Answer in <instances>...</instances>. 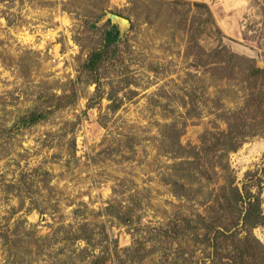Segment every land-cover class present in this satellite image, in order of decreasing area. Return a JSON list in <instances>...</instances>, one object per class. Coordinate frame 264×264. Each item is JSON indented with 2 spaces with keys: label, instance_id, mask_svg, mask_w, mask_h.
I'll return each instance as SVG.
<instances>
[{
  "label": "rangeland",
  "instance_id": "obj_1",
  "mask_svg": "<svg viewBox=\"0 0 264 264\" xmlns=\"http://www.w3.org/2000/svg\"><path fill=\"white\" fill-rule=\"evenodd\" d=\"M162 1L0 0V264H213L195 223L181 219L206 213L214 182L184 176L191 197H176L170 182L185 173L160 131L175 123L183 145H200L227 128L222 112L253 117L228 158L240 188L263 178L264 211V103L247 104L264 79L249 82L242 68L246 58L264 68V0H189L207 3L219 37L206 11L170 17ZM199 18L206 51L239 54L229 78L193 65L207 55L187 53L182 24ZM111 23L122 31L118 53L95 76L84 63ZM61 95L67 106H50ZM34 108L51 113L16 123ZM253 233L264 242V226Z\"/></svg>",
  "mask_w": 264,
  "mask_h": 264
},
{
  "label": "trees",
  "instance_id": "obj_2",
  "mask_svg": "<svg viewBox=\"0 0 264 264\" xmlns=\"http://www.w3.org/2000/svg\"><path fill=\"white\" fill-rule=\"evenodd\" d=\"M161 5L167 6L166 8L170 17L173 13L181 14L180 17H185L191 10H204L207 12L206 21L213 23L214 34L218 37L222 35L220 27L215 22L213 14L205 2L168 0L162 1L160 8ZM178 5L185 6L182 9L184 12L180 11L178 13L173 8ZM199 22L202 24H197V26H195L192 20H184L182 24L183 30L188 35L189 46L187 53L194 54L193 51L197 48L201 51V57L207 55L206 59L208 62H204L203 58L200 62V60L198 61V53H195L197 63L193 65L199 66L202 63L204 65H213L212 72L221 71L222 74L223 72L227 73L223 75H226L225 78H229L228 75L234 73L239 64H241L238 61L239 54L233 51L225 52V48L221 46L206 51L200 40L202 35L205 34L203 29H206V26L203 27L201 18H199ZM96 23L94 21L91 26L97 27ZM121 39L122 31L119 26L111 23L109 28L104 32L101 46L90 52L89 57L84 63V67L97 76L99 68L104 62L108 59L114 60V55L118 53L117 46ZM246 59L249 65L242 68H244V73H246L249 82L256 77H263L264 79V68L257 66L251 58ZM250 93L248 105L259 107L264 103V90L262 93L250 90ZM257 94L259 95L256 96ZM64 98V95L56 97L55 101H57L50 106H54V108L67 106L69 96L66 102H62ZM48 110L34 108L21 114L16 123L32 125L47 119L51 113V108H48ZM240 114L239 110L233 111L230 114L225 112L218 114L225 119L227 128L216 129L214 132L212 130L206 131L203 134L200 145H183L180 142L182 131L177 128L175 123L165 124V130L160 131L162 141L160 145L163 146V151L179 159L175 162V167L185 173L184 175H180L182 178H175L170 182L171 185L175 186L172 187V193L176 197H191L190 192H187V184L191 183V181L185 180L186 184L183 179L184 176L197 180H212L214 182L215 192L213 191V197L207 200L208 204L206 206L210 207L206 213H197L193 217L188 218L186 216L181 219V221L185 220L188 226L192 222L195 223V227L192 226L195 230L191 234L197 240L207 241L206 246L211 248L208 256L211 257L213 264H264V242L253 233L254 228L264 226V211L262 206L263 178L257 179V182L251 180V178L248 183L244 184L243 188H240L235 184V174L228 158L229 153L236 151L241 146L242 141L251 133L250 128L253 125V117L244 118ZM221 180L223 182H220ZM252 188H255V190H252ZM178 226L180 225L177 221L175 223L173 221L171 225H168L167 230H164L170 239L175 238V235L178 234ZM200 230L204 231L203 234L198 233ZM175 250L178 253V247ZM140 251L137 248V255ZM104 256L101 259L94 260L101 263ZM172 264L182 263H179L178 260Z\"/></svg>",
  "mask_w": 264,
  "mask_h": 264
},
{
  "label": "water",
  "instance_id": "obj_3",
  "mask_svg": "<svg viewBox=\"0 0 264 264\" xmlns=\"http://www.w3.org/2000/svg\"><path fill=\"white\" fill-rule=\"evenodd\" d=\"M109 15L112 16L113 18H118L120 21L128 20V19H126L125 17L120 16V15L115 14V13H109Z\"/></svg>",
  "mask_w": 264,
  "mask_h": 264
}]
</instances>
